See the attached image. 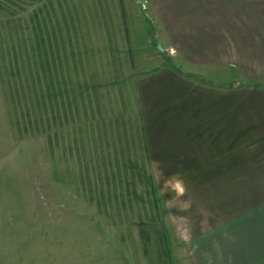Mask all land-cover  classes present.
<instances>
[{
    "label": "crops",
    "instance_id": "0c3cea01",
    "mask_svg": "<svg viewBox=\"0 0 264 264\" xmlns=\"http://www.w3.org/2000/svg\"><path fill=\"white\" fill-rule=\"evenodd\" d=\"M94 2L77 32L46 37L52 136H94L83 159L118 177L157 169L159 184L212 196L221 219L185 243L191 264H264V0ZM225 69L236 78L206 80Z\"/></svg>",
    "mask_w": 264,
    "mask_h": 264
},
{
    "label": "rangeland",
    "instance_id": "374dc122",
    "mask_svg": "<svg viewBox=\"0 0 264 264\" xmlns=\"http://www.w3.org/2000/svg\"><path fill=\"white\" fill-rule=\"evenodd\" d=\"M101 10L94 0H0V264H191L185 243L221 219L211 214L222 212L212 196L189 185L178 195L174 183L153 179L157 169L118 177L122 169L92 166L83 158L94 136L88 144L69 128L52 136L59 128L48 125L46 37L63 26L77 32L81 15ZM146 38L141 27L133 49ZM211 71L210 82L236 78L232 69Z\"/></svg>",
    "mask_w": 264,
    "mask_h": 264
},
{
    "label": "clouds",
    "instance_id": "9594fccd",
    "mask_svg": "<svg viewBox=\"0 0 264 264\" xmlns=\"http://www.w3.org/2000/svg\"><path fill=\"white\" fill-rule=\"evenodd\" d=\"M171 187L177 192L178 195H183V187L179 182L172 184Z\"/></svg>",
    "mask_w": 264,
    "mask_h": 264
},
{
    "label": "trees",
    "instance_id": "16d2710c",
    "mask_svg": "<svg viewBox=\"0 0 264 264\" xmlns=\"http://www.w3.org/2000/svg\"><path fill=\"white\" fill-rule=\"evenodd\" d=\"M141 236H142V237H145V238H146V240H147V238H149V235H148V234H144V232H143V231H141Z\"/></svg>",
    "mask_w": 264,
    "mask_h": 264
},
{
    "label": "water",
    "instance_id": "95a60500",
    "mask_svg": "<svg viewBox=\"0 0 264 264\" xmlns=\"http://www.w3.org/2000/svg\"><path fill=\"white\" fill-rule=\"evenodd\" d=\"M158 45H159V48H160V49H163L162 46L160 45V43H159Z\"/></svg>",
    "mask_w": 264,
    "mask_h": 264
},
{
    "label": "built area",
    "instance_id": "2783aa9c",
    "mask_svg": "<svg viewBox=\"0 0 264 264\" xmlns=\"http://www.w3.org/2000/svg\"><path fill=\"white\" fill-rule=\"evenodd\" d=\"M144 8H146V4H143Z\"/></svg>",
    "mask_w": 264,
    "mask_h": 264
}]
</instances>
